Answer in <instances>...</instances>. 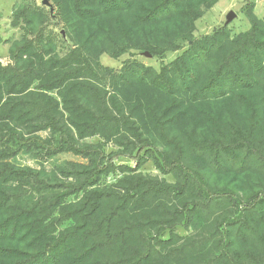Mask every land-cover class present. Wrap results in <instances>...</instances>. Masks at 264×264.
Wrapping results in <instances>:
<instances>
[{"label":"trees","instance_id":"16d2710c","mask_svg":"<svg viewBox=\"0 0 264 264\" xmlns=\"http://www.w3.org/2000/svg\"><path fill=\"white\" fill-rule=\"evenodd\" d=\"M49 1L15 9L0 60V264H264L255 2L249 30L196 37L220 0ZM146 52L180 54L100 62Z\"/></svg>","mask_w":264,"mask_h":264},{"label":"rangeland","instance_id":"374dc122","mask_svg":"<svg viewBox=\"0 0 264 264\" xmlns=\"http://www.w3.org/2000/svg\"><path fill=\"white\" fill-rule=\"evenodd\" d=\"M256 5H259L258 2L264 4V0H253ZM38 4L41 5V0H0V35L3 38V42L0 43V60L3 64H7L9 61V48L12 42L18 40L22 36V30L14 28L12 26V17L15 9L23 5ZM245 5V0H220L217 5L211 10L207 11L202 19L197 22V30L195 32L196 37H201L206 34H210L219 26L225 25L227 16L230 12L236 13V18L231 21L228 25L229 29L232 31L233 35L245 32L250 29V22L246 15L243 13L242 8ZM257 11L262 17L264 15V10ZM57 32H60V29H57ZM180 53H169L164 61H160L157 58L151 57L148 58L143 54H138L133 57L126 55L120 59H114L108 55H103L100 59V62L103 66L114 68L119 70L122 68L123 63L132 60H139L145 65L153 66L157 69L161 67L162 63H170L173 61ZM98 139H90L89 142H96ZM108 150H115L114 146H110ZM19 163L23 166H31L38 168V163L31 159L29 156L19 157ZM64 161H76L84 162L80 157H76L72 154H64L58 157L57 162L61 163ZM118 163L128 164L134 166V162L122 158L117 160ZM46 167L51 168V163H46ZM142 171L146 174L158 175L162 178H166L168 181L173 182L171 176H163L156 168L151 164H147Z\"/></svg>","mask_w":264,"mask_h":264},{"label":"water","instance_id":"95a60500","mask_svg":"<svg viewBox=\"0 0 264 264\" xmlns=\"http://www.w3.org/2000/svg\"><path fill=\"white\" fill-rule=\"evenodd\" d=\"M41 4H42L43 6L49 8L51 14L54 15V7L52 6V4L50 3L49 0H42ZM236 16H237V15H236L235 12H233V11L230 12V13L228 14V16H227V20H226V24H225V25L228 26V25L231 23V21H232L233 19L236 18ZM62 34L65 35L64 32H62ZM143 55L146 56V57H148V58L153 57V56H152L150 53H148V52L144 53Z\"/></svg>","mask_w":264,"mask_h":264},{"label":"crops","instance_id":"0c3cea01","mask_svg":"<svg viewBox=\"0 0 264 264\" xmlns=\"http://www.w3.org/2000/svg\"><path fill=\"white\" fill-rule=\"evenodd\" d=\"M258 1H259V0H258ZM258 1H257V2H258ZM258 4H259V5H256L255 13L257 14V16H259L260 18H262L264 15L261 17L260 14L257 13V11H258V9H259V11H261V10H262L261 8H263V10H264V4H262L261 2H258ZM243 7H244V6H243Z\"/></svg>","mask_w":264,"mask_h":264},{"label":"built area","instance_id":"2783aa9c","mask_svg":"<svg viewBox=\"0 0 264 264\" xmlns=\"http://www.w3.org/2000/svg\"><path fill=\"white\" fill-rule=\"evenodd\" d=\"M256 1H258V0H256Z\"/></svg>","mask_w":264,"mask_h":264}]
</instances>
